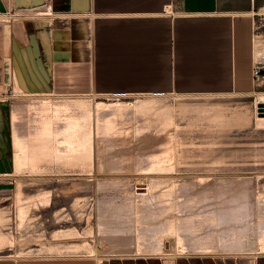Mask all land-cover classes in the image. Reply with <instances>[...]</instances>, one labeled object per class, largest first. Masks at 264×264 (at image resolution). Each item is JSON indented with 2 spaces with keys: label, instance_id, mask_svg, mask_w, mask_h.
Segmentation results:
<instances>
[{
  "label": "rangeland",
  "instance_id": "obj_1",
  "mask_svg": "<svg viewBox=\"0 0 264 264\" xmlns=\"http://www.w3.org/2000/svg\"><path fill=\"white\" fill-rule=\"evenodd\" d=\"M263 6L264 2L255 9L256 13L254 15L252 32L253 39L255 40L256 38L264 40ZM5 13L6 15L1 14L2 16L0 15V18L11 16L7 11L3 14ZM52 14L48 15L51 16ZM0 22L4 21L0 20ZM87 68L85 67V75L83 76L84 88H62L37 93H30L24 90H20L19 93H16V91H18L17 88L14 90L6 89V87L0 88V100L5 99V101L2 100L1 102L4 103L8 112L5 141L7 148L6 155L10 158L11 162L14 161L13 155L16 149L12 140L13 127L10 114L12 106L18 105L19 108H21V110L19 108V111L17 110V112H19L17 113V119L22 122L21 124L18 120L19 125L21 124V126H23L27 118L29 119V121H26L27 125L25 124L23 126L25 129L20 126V131L24 130L21 131V133H28V136L32 134L33 136L31 135L30 137H34L33 133L38 130L36 127L40 125V121H38L39 123L35 121L41 120V117L40 114L37 112L35 113L34 110H31L33 111L31 112L29 109L23 108L25 104L26 106L28 105L26 102L31 103L35 99L38 100H36L37 102L43 99H48L50 101H70L71 99L73 101L75 99H83L84 102H88V108L90 107L89 111L91 110L88 124L91 126L93 134L95 131V135H92V145H90L89 149L92 154L89 151L88 154L85 153L84 157L69 159V163L66 164L69 158L68 156L53 158L47 153L48 156H41L42 158L37 161L36 165H38V167L36 166L35 169L25 165L23 166L24 169L22 168V170L20 169L19 172H16L13 162V167L11 165V168L6 170L11 174H0V230L12 234L14 238V244L2 250L0 254L5 256H7V254L24 256L25 254L21 252L23 249L37 246L39 242L50 244L59 241H82L85 239L96 246L98 250L96 255L100 256L101 259L117 256L118 254L116 255L111 252L112 250L109 247L111 246L109 242L108 245L105 244L108 240L105 238V242L104 238H102V235H106L107 233L102 232V235H99V237L96 235V233L100 234L96 228V225L98 227L97 220L102 217L103 213H106V210L111 213L110 211L112 209L114 215H112V213L104 214L103 218H101L104 219V221L110 220V223H124L125 225L128 223L130 224L131 221L130 226L132 227V225H134L137 227V225L141 223H137L136 221L137 218L140 221L139 217H141L138 214V210L140 215L148 216L146 222H152L154 219V221H157V218L162 220L161 217H164V221L162 220V222L166 223L169 222L170 219H175L174 215L176 214V216L179 214H186L191 210L190 208H192L193 211H200V208L202 211V209L208 208L206 206L211 205L213 201L221 198L217 197L218 192L222 190L220 187H224L231 182H238L240 184L238 188L248 187L251 193L264 192V121L259 122L257 118L259 115H264V108L255 103L256 92L243 96L238 94L179 93L175 91L146 93L138 89L98 92L87 86L90 81L89 73L86 72ZM258 75L261 79L260 71ZM67 79L71 80L73 78L68 76ZM149 82H152V80ZM161 83L162 82H159V84ZM179 83L190 84L198 83V81H192L191 78V81L186 79L185 82H180L179 80ZM148 99H151V101ZM15 100L18 101L16 102ZM21 101L24 104L21 103ZM97 101H104V104L96 106ZM138 102L139 104H137ZM74 107L75 106L72 105L70 108L71 110L73 108V112L77 110V107ZM79 111L80 110H78V112ZM106 111L107 113L109 111V113L107 114ZM30 112L33 113L31 116ZM98 113L101 115L99 116ZM48 114L51 115V111ZM21 117L25 118L23 119ZM95 119H97V122ZM29 122L34 123L30 126ZM108 122L110 124H107ZM101 125L103 126L101 127ZM27 127H29L28 130L32 127L35 129L32 128V131L29 130L31 131L29 132L26 129ZM25 130L28 132H25ZM50 142L52 143L53 141H49L48 143ZM86 155L89 156L87 157ZM151 155L154 156L152 157ZM60 158L62 161L57 160ZM155 158H157V160ZM70 160H74L77 163L75 162V164H72V161L70 164ZM153 162H155V164ZM153 164H157V166ZM163 166L166 168L164 169ZM100 183H102L101 187ZM212 183H214L213 186ZM215 183H219L218 188ZM222 183L224 184L223 186H221ZM122 185L123 187H121ZM181 186H184V191H187L184 192L185 195L183 194ZM186 186L189 188V191L187 188L185 189ZM149 187L151 188L149 189ZM171 187L173 189H171ZM202 187L204 188L202 189ZM215 187L218 191H215ZM46 189L50 192V204L48 206L44 205L45 202L41 199L43 195L47 193ZM205 189L208 192H205ZM17 190H19V195L17 194ZM150 190L155 193H151ZM198 190H200V192ZM140 191H149L151 195L144 192L142 198L141 196H136L135 194ZM178 191L179 193L182 192L179 194ZM210 191L214 193L211 194ZM156 192L158 195H156ZM145 193L148 196L150 195V198L152 196V199H149L152 203L149 201L148 204L145 203L147 202V200H144L147 196ZM162 193L164 195H162ZM170 193H173V195L175 194V196ZM201 193L203 196H201ZM154 194L156 196H153ZM107 195L111 199L107 198ZM110 195H112V197ZM189 195L190 198H187ZM35 196L37 198H35ZM98 197L100 199H98ZM102 198L105 200L104 202H102ZM122 198H126L125 201ZM154 198H157V200L154 201ZM107 199L108 201H106ZM197 199L200 200L201 206ZM99 200H101L100 202L102 203H100V205L98 202ZM131 200L136 204L132 203ZM180 200L182 201L180 202ZM128 201L130 203H127ZM105 202L108 203L109 207L106 206ZM157 202L159 204L162 202V206L158 207L160 205ZM167 202L170 208H168ZM118 203L119 205L113 208L115 204ZM195 203L197 206H193L196 205ZM35 204L39 205L36 206ZM129 204H131V209H129L130 207L128 208ZM149 204L153 206L149 207L151 206ZM156 204H158V206ZM103 205L108 209L104 208ZM185 205L187 208L189 205L190 208L187 210ZM98 206L100 208L99 211ZM121 207H123V211ZM162 207H165V209L161 210L163 209ZM103 208L105 211L102 210ZM152 208L156 210L154 211ZM20 209L23 211L21 212V217L19 215ZM56 209L57 211H54ZM128 209L131 210V212ZM166 209L168 210L166 211ZM171 209L173 210L172 213L175 214L172 215L171 212V214H169V211H172ZM125 210H127V213ZM151 210L155 212L152 217L150 213H148L151 212ZM159 210L162 211V214H160L161 211ZM178 210L182 212H178ZM157 211L159 212L157 213ZM120 213L124 215L122 214L123 216L121 215V217H118ZM125 214H129V216ZM158 214L159 217H156ZM107 215H112L113 217ZM132 215H134L135 218ZM136 215L139 217H136ZM78 216L80 218H78ZM123 217H125V219ZM105 218H107V220ZM112 218L113 220L115 218L117 219L113 222ZM122 218L128 223L126 224V221H123ZM133 219H136L135 222H133ZM58 228H75L81 232V236L64 239L50 238L53 230ZM21 229L24 230L22 231ZM86 233L91 234L88 235ZM32 236H40L41 239L36 240ZM166 237L168 239H166ZM100 238H102L105 243L99 240ZM164 239L168 241L163 240L165 242L163 250L175 244V241H173L174 235H172V233H169ZM106 246L109 248H106ZM20 247L21 253L17 250L20 249ZM107 249L111 251H105ZM163 250L157 252H145L142 250L143 252L141 251L137 253V255L145 257L148 260L147 264H163L164 259H173L174 264H252L259 259V257L264 256V253H258L256 256H253L251 252L246 254H229L223 251L208 253L187 251L169 254L165 252L166 250H164V252ZM81 254L89 255L86 252H78L73 255ZM51 255L55 254L53 253ZM248 260L251 262H248Z\"/></svg>",
  "mask_w": 264,
  "mask_h": 264
},
{
  "label": "crops",
  "instance_id": "obj_2",
  "mask_svg": "<svg viewBox=\"0 0 264 264\" xmlns=\"http://www.w3.org/2000/svg\"><path fill=\"white\" fill-rule=\"evenodd\" d=\"M262 2L0 0V15L6 11L11 15L10 22H0V88L30 93L84 88L88 67L91 83L87 86L98 92L138 89L243 96L264 91V63L254 60L252 33L255 9ZM256 65L261 79L253 73ZM191 78L198 83H179ZM7 113L0 102L1 175L11 174L6 170L13 167V161L3 155ZM147 261L137 254L100 262L84 254H0V264Z\"/></svg>",
  "mask_w": 264,
  "mask_h": 264
},
{
  "label": "bare ground",
  "instance_id": "obj_3",
  "mask_svg": "<svg viewBox=\"0 0 264 264\" xmlns=\"http://www.w3.org/2000/svg\"><path fill=\"white\" fill-rule=\"evenodd\" d=\"M263 8H264V6H263ZM48 11H50V9H48ZM42 12L44 13V11H42ZM254 60L256 62L264 63V40H260V39H257V38H256V40L254 39ZM90 83H91V80H90ZM17 90L18 91H16V93H19L21 88H17ZM255 94H256L255 103L257 105H260L262 108H264V92L263 91H258ZM36 100L37 99H35L31 103L26 102L28 105L26 106V104H25V107H23V108H27V110L29 109L30 111L34 110L35 113L37 112L38 114H40L41 120L38 118L39 120L35 121L36 123L38 121H40V123L38 122L40 125L38 124L39 126L36 127L38 130L36 131L37 133L34 131L35 132V133H33L34 137H30L32 135L31 133H29V134H31L30 136H28V133H24V132L21 133V131H24V130L20 131V129H21L20 126H21L22 122L19 119H17V113H19V112H17V110H18L19 106L15 105V106H12V108H11V121H12V127H13V133H12L13 139L12 140H13V143H14V145L16 147L14 155H13V158H14L13 162H14V169L16 170V172H19L20 169L22 170L23 166H25V165L26 166H30V168H32V169L33 168L35 169L36 166L38 167V165H36L37 161L40 158H42L41 156H45V157L48 156L47 153L50 154V156H52L53 158H57V157L58 158L59 157L62 158L63 156L64 157L68 156L69 158L67 159V162H66V164H68L69 163L68 162L69 159H74V158H76V159L78 158L79 159V157L80 158L84 157L85 153L88 154L89 151L91 152V150H89V149H90V145H92V143H91V140L93 139L92 135H95V131H94V134H93V131L91 130V126L88 124V120L90 118V111L91 110L89 111L90 107L88 108L89 104H87L88 102L86 100H85L86 102H84L83 99L82 100L81 99H75L73 101H72V99L70 101L69 100H67V101L66 100H63V101H61V100L60 101H50L48 99H43V100H39V102H37L38 100L37 101ZM148 100L151 101V99H148ZM21 103H23V102L21 101ZM100 104H104V101H97L96 106H99ZM137 104H139V102ZM72 105L75 106L74 108L77 107V110L75 112L72 111L73 108H72V110L70 109ZM108 106H109V104H108ZM147 107H149V106H147ZM141 108H143V107H141ZM19 109L21 110V108H19ZM78 110H80V111L78 112ZM50 111H51V115L48 114V113H50ZM31 112H33V111H31ZM31 112H30V116L33 114ZM106 113H107V111H106ZM108 113H109V111H108ZM27 114H29V113H27ZM100 115L101 114H99V116ZM23 116H25V115H23ZM110 116H111V112H110ZM21 118H23V117H21ZM105 118H104V120H105ZM257 118H258L259 122L264 121V115H262V116L259 115ZM31 119H32V117H31ZM18 120L21 122L20 125H19ZM95 120L97 122V119H95ZM107 120H108V118H107ZM107 120H106V122H107ZM26 121H29V119L27 118ZM26 121H25V124H26ZM32 121H34V120H32ZM33 123H30L29 125L31 126V125H33ZM103 123H105V122H103ZM107 124H110V123L108 122ZM34 125H36V124H34ZM23 126H21V127L23 129H25V127H23ZM102 126L103 125H101V127ZM105 126H107V125H105ZM28 128L29 127H27L26 129L28 130ZM31 129H29V130H31ZM33 129H35V128H33ZM27 130H25V132L29 131V130L28 131ZM98 130H99V128H98ZM31 131H29V132H31ZM96 131H97V129H96ZM49 141H53V142L52 143L51 142L48 143ZM46 143H47V145H46ZM45 152H46V155H45ZM91 154H92V152H91ZM61 158L57 159V160H61L62 161ZM157 158H155V159L157 160ZM49 159H50V157H49ZM158 160H160V159H158ZM72 161L70 160V164H71V162H72V164H75V162L78 161V160H76V161L72 160ZM153 161H155V160H153ZM158 162H156V163H158ZM153 163L155 164V162H153ZM160 164H162V163H160ZM154 166H157V164L154 165ZM163 168H164V166H163ZM221 182H223V181H221ZM228 182H224V183H228ZM143 183H145V182H143ZM143 183H140V184H143ZM219 183H217V184L215 183L217 188L219 187L218 186ZM213 184L214 183H212V186H213ZM101 185H102V183H100V187H101ZM146 185H147V183H146ZM223 185L224 184L222 183L221 186H223ZM239 185L240 184L238 182L237 183H232L231 182L230 184L228 183L224 187H220L222 190L218 192V196L217 197H221V198H219V200L213 201L211 203V205L206 206L208 208L204 207L206 209H202V211H201V208H200V211L196 210L197 211L196 212V211H193V209L190 208L189 205H188V208H190L191 210H189L187 213L185 212L186 214H184V215H181V214H179L178 216H176L177 214L174 215L175 219H170V221L166 222V223L162 222L164 217H161L162 220L157 218V221H154L155 220L154 219L153 220L154 222L152 220H151L152 222H146V219H148L147 218L148 216H145V215L142 216V214L140 215L139 210H138V214L141 217H139L138 215H136V217L138 216L140 221L138 220V218H137V220L136 219L135 220L137 221V223L138 222H141V223H139V225H137V227L134 226V225H132V227H131L130 226L131 225V221H130V224H129L126 220H123V218L125 219V217H123L122 220L126 221V224L128 223L127 225H125L124 223H121V224L120 223H110L111 221L107 220V218H105L107 221H104V219H101V218H103L104 214L109 213L106 210V213H103L102 217L99 220H97L98 227L96 225V228L98 229V232L100 234L96 233V235H98V237H99V235H102L101 234L102 232L103 233L104 232L107 233L106 235H102V238H104L105 242H106V239L108 240L107 243H105L102 238H100L99 240H102L103 243H105L107 245H108V242H109V244L111 245L109 247H110V249L112 251L110 249H107L105 251L109 250V251L113 252V254H116V255L117 254L118 255H127V254L132 255L133 254L134 255V254L140 253L142 250H144L145 252H147V251L157 252V251L163 250V247H164V244H165V242L163 240L168 239L167 237H166V239H164V237L168 236L169 233H172V235H174V240L173 241H175V244L174 245L172 244V245L169 246V248L166 247L167 249L166 248L164 249V250H166L165 252H167L169 254H177V253H182V252H187V251L203 252V253L214 252V251H223V252H226V253H229V254H246V253L251 252L253 254V256L254 255L256 256L258 253H264V192L262 193V191L259 190L260 192L251 193L249 191L248 187H246V188H238ZM170 186H171V184H170ZM105 187H107V186H105ZM121 187H123V185ZM150 188L151 187H149V189ZM181 188L183 189L184 186L183 187L181 186ZM186 188H187V190L189 189L187 186L185 187V189ZM203 188L204 187H202V189ZM171 189H173V188L171 187ZM179 189H180V187H179ZM17 191H18L17 194L19 195V190H17ZM46 191H47V189H46ZM198 191L200 192V190H198ZM204 191L208 192V191H206V189ZM215 191H218V189L216 190V187H215ZM129 192H132V191H129ZM144 192H147V191H144ZM144 192L140 191V192H137L135 195L136 196H141V198H142V194H144ZM148 192H147V194H150V192L149 193ZM184 192H187V191H184V189H183V194H184ZM151 193H155V192L151 191ZM173 193H170V194L173 195ZM178 193H179V191H178ZM212 193H214V192H211V194ZM179 194H177V195H179ZM183 194H182V196H183ZM211 194H210V196L212 197ZM150 195L149 196L147 195L144 198L145 201L147 200V202H145L147 204L149 202H151V201H149V199H152V196L150 198ZM156 195H158L157 192H156ZM156 195L154 194L153 196H156ZM162 195H164V194L162 193ZM168 195H169V193H168ZM205 195H207V194H205ZM252 195H253V198H252ZM36 196H35V198L38 197V196L37 197ZM41 196H42V192H41ZM110 196L112 197V195H110ZM173 196H175V194ZM187 196H188V194H187ZM201 196H203V194ZM215 196H216V194H215ZM103 198H104V196H103ZM107 198H109L108 195H107ZM187 198H190V195ZM200 198H202V197H200ZM207 198H206V200H207ZM41 199L43 200V202H45L44 205L48 206L50 204V192L47 191V193H45V195H43V197ZM78 199H80V198H78ZM98 199H100V198L98 197ZM109 199H111V198H109ZM114 199H115V197H114ZM119 199H120V197H119ZM122 199H124V198H122ZM125 199H124V201H125ZM182 199H183V197H182ZM202 199H201V202H202ZM132 200H131V202H132ZM153 200L155 201V200H157V198L156 199L154 198ZM169 200H170V198H169ZM206 200H204V201H206ZM39 201H40V197H39ZM96 201H97V199H96ZM100 201L101 200L98 201L99 205L101 203ZM104 201L105 200L103 199L102 202H104ZM106 201H108V199ZM164 201H165V199H164ZM176 201H179V200H176ZM181 201L182 200H180V202ZM191 201H192V199H191ZM197 201H199V205H200V200L197 199ZM195 202H196V200H195ZM34 203H35V201H34ZM112 203H111V205H112ZM119 203L115 204V207H113V208H116L117 207L116 205H119ZM127 203H130V202L128 201ZM132 203H134V202H132ZM161 203L160 204L158 203L160 206H158V204H156V205L158 207H161L162 206ZM121 204H123V203H121ZM134 204H136V203H134ZM153 204H154V202H153ZM167 204H168V202H167ZM203 204H204V202H203ZM38 205H36V206H38ZM129 205H128V208L130 207L129 209H131V204H129ZM149 205H151L149 207L153 206L152 204H149ZM103 206H104V208H106V206H108V203H106V206L105 205H103ZM103 206H101V207H103ZM154 206H155V204H154ZM177 206H178V204H177ZM190 206H192V205H190ZM193 206H197V204L193 205ZM123 207H121V209ZM158 207H157V209H158ZM179 207H180V205H179ZM104 208L102 210H104ZM111 208H112V206H111ZM132 208H134V207H132ZM168 208H170L169 204H168ZM186 208H187V206H186ZM188 208H187V210H188ZM99 209L100 208L98 206V211H99ZM106 209H108V208H106ZM125 209H126V206H125ZM164 209H165V207L163 209H161V210H164ZM197 209H199V208H197ZM115 210H118V209H115ZM161 210H159V211H161ZM167 210L168 209H166V211ZM19 211H20L19 215L21 217L22 216L21 212H23V211H21V209ZM28 211H29V209H28ZM54 211H57V209L54 210ZM104 211H102V212H104ZM122 211H123V209H122ZM126 211L127 210H125V212ZM129 211L131 212V210H129ZM159 211H157V213ZM179 211L180 210H178V212ZM185 211H186V209H185ZM110 212L112 213V209H111ZM170 212L172 213L173 210L169 211V214H171ZM180 212H182V211H180ZM111 213H109V214H111ZM114 213H117V212H114ZM118 213H119V211H118ZM148 213H150V215L152 217V215L154 216L155 212H152V210H151V212H148ZM61 214H62V212H61ZM122 214L120 213L118 217H121ZM129 214H131V213H129ZM129 214L128 215L125 214V215L129 216ZM133 214H134V211H133ZM160 214H162V211L160 212ZM173 214H175V213H172V215ZM112 215H114V214L112 213ZM112 215H107V216H112ZM134 215H132V216L134 217ZM57 216H59V215H57ZM25 217H24V219H25ZM61 217H63V216H61ZM156 217H159V214ZM52 218H54V217H52ZM78 218H80V217L78 216ZM117 218H115L114 220H116ZM130 219H131V217H130ZM76 220H78V219H76ZM114 220L112 218L113 222H114ZM135 220L133 222H135ZM158 220H161V221H158ZM25 223H23V224H25ZM135 225H136V223H135ZM133 226H134V228H133ZM23 227H24V225H23ZM88 233H86V234H88ZM90 234H88V235H90ZM75 236H81V232L78 231L75 228H66V229L65 228L64 229L58 228L56 230H53L52 235H51L50 238H52V239L53 238L54 239H64V238H71V237H75ZM32 237H34V236H32ZM34 238L36 240L37 239H41L40 236L39 237L35 236ZM96 239H98V238H96ZM166 241H168V240H166ZM13 244H14L13 235L7 233L6 231H1L0 230V252L2 250H4L5 248H7V247H11ZM109 247L106 246V248H109ZM106 248H104V249H106ZM17 250H19L18 252H20L21 247H20V249H17ZM164 250H163V252H164ZM21 252H23L25 254V256L26 255H35V256H37V255H46V254L51 255L53 253L55 255L56 254L57 255H73V254H77L78 252H86L89 255H93L94 257H96L98 262L101 261V257L96 255L97 252H98L96 246L92 245V243L88 242L85 239L82 240V241H75V240L59 241V242L50 243V244H47V243H44V242H39L37 246L26 247ZM103 252H101V253H103ZM108 252H106V253H108ZM16 253H17V251H16ZM63 253H65V254H63ZM145 254H147V253H145ZM167 264H172V263L169 261V262H167Z\"/></svg>",
  "mask_w": 264,
  "mask_h": 264
},
{
  "label": "flooded vegetation",
  "instance_id": "obj_4",
  "mask_svg": "<svg viewBox=\"0 0 264 264\" xmlns=\"http://www.w3.org/2000/svg\"><path fill=\"white\" fill-rule=\"evenodd\" d=\"M1 99V98H0ZM5 101V99H2ZM0 100V102L2 101ZM3 106H4V109H6L4 103H3ZM5 139V138H4ZM5 144H6V141H5ZM7 152V150H6ZM6 152L3 154L4 157L7 159L8 157L6 156ZM248 262H251L250 260H248ZM252 264H264V256L263 257H259V259H257L255 262H253Z\"/></svg>",
  "mask_w": 264,
  "mask_h": 264
},
{
  "label": "built area",
  "instance_id": "obj_5",
  "mask_svg": "<svg viewBox=\"0 0 264 264\" xmlns=\"http://www.w3.org/2000/svg\"><path fill=\"white\" fill-rule=\"evenodd\" d=\"M49 14H50V13H49ZM10 18H11V16H9V17H7V18H0V20L7 21V20H9ZM258 72H259V67H258V66L254 67V69H253V73H254L255 75H258Z\"/></svg>",
  "mask_w": 264,
  "mask_h": 264
},
{
  "label": "water",
  "instance_id": "obj_6",
  "mask_svg": "<svg viewBox=\"0 0 264 264\" xmlns=\"http://www.w3.org/2000/svg\"><path fill=\"white\" fill-rule=\"evenodd\" d=\"M261 73H264V68L261 69ZM169 261H170L172 264H174L173 259H164V260H163V264H167V262H169Z\"/></svg>",
  "mask_w": 264,
  "mask_h": 264
}]
</instances>
